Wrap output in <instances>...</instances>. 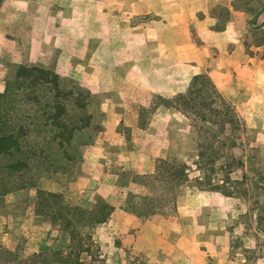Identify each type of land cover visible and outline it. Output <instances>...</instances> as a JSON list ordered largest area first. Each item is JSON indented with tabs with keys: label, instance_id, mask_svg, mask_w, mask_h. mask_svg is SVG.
I'll use <instances>...</instances> for the list:
<instances>
[{
	"label": "rangeland",
	"instance_id": "1",
	"mask_svg": "<svg viewBox=\"0 0 264 264\" xmlns=\"http://www.w3.org/2000/svg\"><path fill=\"white\" fill-rule=\"evenodd\" d=\"M5 1L16 2L14 7H5L4 37L0 39V85L8 83L7 99H15L11 117L26 116L27 112V107L21 106L18 100L16 88L19 81L14 79V70L18 64L23 63L25 56L27 61L28 57H39L40 50L46 52L42 63L49 68L58 67L67 87L89 92L88 103L83 111L77 108L68 110L77 125L88 121L73 135L74 160L67 163L60 160L61 165H49L42 157H32L29 159L31 168L25 178L35 181L44 189L61 192L71 205L85 208L98 196L101 197L97 192L100 182L113 183L118 180L127 183L124 191L144 192L142 186L130 180L137 170V163L147 164L148 160L151 162L154 157L171 151L190 164V179L179 187L175 205L190 187H206L195 183L194 177H208L210 182L228 188L237 197L240 211L236 216L241 223L240 228L249 227L251 231L253 220L257 221L256 227L264 228L261 202L264 199V142L255 136L254 128L239 119L237 129H226V133L234 136L233 144L227 143L225 156L212 165L197 169L193 166V158L186 155L192 130L188 121L179 112L161 106L155 98L156 94L171 97L174 94L172 90L175 93L183 91L189 80L190 66L195 63L191 55H185L183 29L178 25L169 27L166 19L158 13L163 3L166 8V0ZM11 7L13 9L10 13ZM216 7L212 5L210 10L216 11ZM201 15L197 13V16ZM169 31L174 32L176 37L174 50L168 41ZM188 33L189 42H199L194 25L188 26ZM245 37L250 42H264V29L251 27ZM209 59L210 56H206L205 62ZM90 87L109 88L111 91L107 94L118 104L110 106L109 110L101 109L105 91L96 90L91 93ZM117 87L121 93L117 92ZM150 87H170V93L148 90ZM112 107L117 113L125 112L122 114L124 118L116 126L123 143L117 146L104 142L105 171L103 176L94 178L95 166L83 164L82 153L95 141L101 142L99 134L103 121L111 117ZM133 114H136V120ZM80 116L84 120L77 122ZM36 136L35 130L28 132L30 145L41 140L40 135ZM130 150H133V154H130L132 157L122 159V155ZM148 152H151L149 159L143 160L142 156ZM230 154L239 158L241 165L226 168L224 163H231ZM12 178L16 180L17 174ZM111 188V198L105 200L110 204L117 203L122 191L118 187ZM32 194L31 190L25 193L18 189L0 196V244L9 248L18 246L24 254L39 247L56 246L57 242V226L48 222L39 223ZM175 205L164 213L152 214L147 218L165 217L174 212ZM101 225H94L90 230L91 239L85 240L93 258L89 264H111L106 261L111 255H103L100 248ZM115 243H118V239H115ZM242 249L240 251L246 260L241 264H264V239L257 240L249 249ZM85 256L81 254L83 262L88 260ZM155 259L126 249L120 264H156Z\"/></svg>",
	"mask_w": 264,
	"mask_h": 264
},
{
	"label": "trees",
	"instance_id": "2",
	"mask_svg": "<svg viewBox=\"0 0 264 264\" xmlns=\"http://www.w3.org/2000/svg\"><path fill=\"white\" fill-rule=\"evenodd\" d=\"M232 5L249 13L257 9L244 0H235ZM228 13V8L221 5V21L214 25L215 29L223 27ZM249 21L254 22L255 19ZM14 79L19 81L16 88L18 100L21 106L27 107V112L26 116L11 117L15 99H7L9 85L6 83L0 93V196L18 189L25 193L33 191L31 197L39 223L48 222L57 226L58 230L55 234L56 246L39 247L28 254H24L18 246L9 248L0 244V264H89L93 258L85 240L91 239L90 230L94 225L108 218L112 205L99 196L85 208L71 205L61 192L44 189L25 178L31 168L29 159L32 157H42L49 165H61L60 160L65 163L74 160L73 135L88 121L77 125L68 110L77 108L83 111L89 92L67 87L63 77L38 64H18ZM155 98L161 106L184 116L192 128L186 155L193 158L194 167L202 169L225 156L227 143L233 144L234 136L226 133V129H237L239 117L232 103L220 93L206 72L193 74L183 91L171 97L156 94ZM82 120L83 116L77 118V122ZM34 130L41 140L35 141L32 146L28 141V132ZM230 159L231 163H224L226 168L241 165V160L233 154H230ZM189 170L188 161L171 151L157 157L151 172L134 173L130 180L142 186L144 192L127 191L123 208L140 218L166 212L174 207L179 187L190 179ZM15 174L17 179L13 180ZM205 178H193L195 183L206 185L197 188L231 194L228 188ZM121 184L125 185L124 182ZM262 210L264 212V199ZM83 253L88 258L87 262L81 258Z\"/></svg>",
	"mask_w": 264,
	"mask_h": 264
},
{
	"label": "crops",
	"instance_id": "3",
	"mask_svg": "<svg viewBox=\"0 0 264 264\" xmlns=\"http://www.w3.org/2000/svg\"><path fill=\"white\" fill-rule=\"evenodd\" d=\"M234 1L166 0V8L163 3L158 13L166 19L165 22L169 27L178 25L183 29L185 55H191L192 60L195 61L190 66L189 79L195 73L206 72L220 93L238 111L239 119L253 127L255 136L264 142V42H250L245 37L251 27L264 29V23H262L264 22V0H244L248 5L257 8L253 13L234 7L232 5ZM7 5L14 7L16 2L5 0L0 2V39L4 37V16ZM212 5H217L216 11L210 10ZM221 5L226 6L229 13L223 27L215 29L214 25L221 21L219 15ZM12 7L9 9L10 13ZM197 13L202 15L199 17ZM252 18L255 19L254 22L249 21ZM190 24L196 27L198 43L189 42L188 26ZM170 32H168V41L171 42V48L174 50L176 37L174 32ZM45 53L40 50L39 57L33 59L32 56L28 57L29 61L25 56L22 64H38L49 68L42 63V57H46ZM206 56H210L208 62H205ZM50 69L61 74L58 67L54 69L50 67ZM172 85L174 87V83ZM3 87L0 85V92ZM169 88L150 87L148 90L163 94L170 93ZM90 89L91 93L96 90L105 91V101L101 103L103 105L101 109L109 110L110 106L114 107L118 104L113 102L111 96L107 94L111 91L108 90L109 88L90 87ZM117 92L121 93L120 88ZM171 93L177 92L172 90ZM113 107L111 117L103 121V128L99 134L101 142L95 141L88 146L86 152L82 153L83 164L88 167L95 166L92 176L94 178L103 176L105 171L104 142L117 146L123 143L116 126L124 118L122 114L125 112L117 113ZM165 114L171 119L168 113ZM136 117V114H133L134 120ZM149 153L151 152L144 154L142 159H149ZM130 154H133V150L128 151L127 154H121L122 159H129L132 157ZM157 157L151 158V162L148 160L147 164L137 163L135 172H151ZM100 161L103 162L102 166ZM124 184L115 180L113 183L100 182L97 187L99 195L106 200L111 198V186L118 187L122 191L119 202L111 203V212L101 223L103 230L100 248L103 255H111L106 258L107 263H122V253L126 249H132L151 259L156 258V264H210L211 262L241 264L246 260V256L240 250L243 247L249 249L257 240L264 239V228L256 227L255 220H253L254 225L251 231L249 227L240 228L241 223L236 216L240 208L235 195L190 187L188 192L177 201L173 213L160 219L154 217L142 219L123 208L127 192L123 189L127 183L124 182ZM257 235L260 237L257 238ZM115 239H118V243H115Z\"/></svg>",
	"mask_w": 264,
	"mask_h": 264
}]
</instances>
